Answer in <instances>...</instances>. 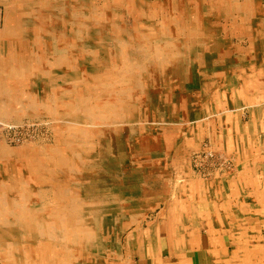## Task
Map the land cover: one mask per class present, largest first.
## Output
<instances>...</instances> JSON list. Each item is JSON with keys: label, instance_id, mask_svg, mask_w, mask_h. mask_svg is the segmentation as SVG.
I'll use <instances>...</instances> for the list:
<instances>
[{"label": "bare ground", "instance_id": "bare-ground-1", "mask_svg": "<svg viewBox=\"0 0 264 264\" xmlns=\"http://www.w3.org/2000/svg\"><path fill=\"white\" fill-rule=\"evenodd\" d=\"M0 4V264H121L130 229L190 264L184 198L214 260L264 264V0ZM28 123L53 144L11 148Z\"/></svg>", "mask_w": 264, "mask_h": 264}, {"label": "rangeland", "instance_id": "rangeland-1", "mask_svg": "<svg viewBox=\"0 0 264 264\" xmlns=\"http://www.w3.org/2000/svg\"><path fill=\"white\" fill-rule=\"evenodd\" d=\"M5 1L10 2L12 0H5ZM3 5L0 4V16L2 18L3 24H5V9ZM220 6H222V3L220 4ZM118 15L121 16L122 18L123 12L119 11ZM133 22L134 20L131 17H129V15H124L123 23L126 27L131 28ZM244 43L245 45L243 46V48L247 49L248 48L247 42ZM235 44L237 45L239 44V42L235 41ZM256 85H258L256 77H254V81L251 84H247V85L245 84V91L248 101L253 95L254 90L256 89ZM16 129H18L17 133L11 132L7 134L8 143L10 144V146L12 145L11 148L14 149L25 148V147L45 148L53 144L54 135L52 134V131L48 129V127L45 124L28 123L25 125H18ZM159 209L160 208L149 214V217L147 219L148 223L151 224L156 220V216L160 211ZM134 230L135 229L128 230L120 238L119 247H120L121 264H129V263L134 264L139 260L140 247L138 245V239L140 241V237L136 233L134 234ZM143 239H141V241Z\"/></svg>", "mask_w": 264, "mask_h": 264}, {"label": "crops", "instance_id": "crops-1", "mask_svg": "<svg viewBox=\"0 0 264 264\" xmlns=\"http://www.w3.org/2000/svg\"><path fill=\"white\" fill-rule=\"evenodd\" d=\"M189 203V199L184 198L182 200V229L178 234L177 253L181 252L185 255L190 264H223L219 260H214L211 254L212 239L210 233L206 228L199 225L195 207ZM220 236V248H230L231 242L227 240L228 238ZM136 263L138 262L134 264Z\"/></svg>", "mask_w": 264, "mask_h": 264}]
</instances>
